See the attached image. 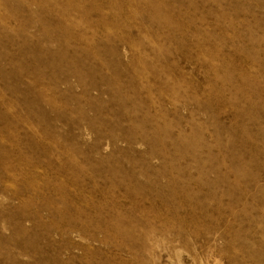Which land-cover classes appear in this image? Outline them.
<instances>
[{"label": "rangeland", "instance_id": "374dc122", "mask_svg": "<svg viewBox=\"0 0 264 264\" xmlns=\"http://www.w3.org/2000/svg\"><path fill=\"white\" fill-rule=\"evenodd\" d=\"M0 264H264V0H0Z\"/></svg>", "mask_w": 264, "mask_h": 264}]
</instances>
